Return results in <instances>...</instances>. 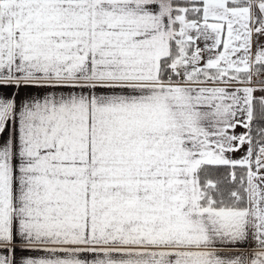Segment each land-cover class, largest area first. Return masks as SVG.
I'll list each match as a JSON object with an SVG mask.
<instances>
[{"label": "snow or ice", "instance_id": "obj_1", "mask_svg": "<svg viewBox=\"0 0 264 264\" xmlns=\"http://www.w3.org/2000/svg\"><path fill=\"white\" fill-rule=\"evenodd\" d=\"M0 264H264V0H0Z\"/></svg>", "mask_w": 264, "mask_h": 264}, {"label": "crops", "instance_id": "obj_2", "mask_svg": "<svg viewBox=\"0 0 264 264\" xmlns=\"http://www.w3.org/2000/svg\"><path fill=\"white\" fill-rule=\"evenodd\" d=\"M199 43H200V47L203 48L204 42H203V41H200ZM236 131H237V132H241V131H243V129L238 127V128L236 129Z\"/></svg>", "mask_w": 264, "mask_h": 264}, {"label": "rangeland", "instance_id": "obj_3", "mask_svg": "<svg viewBox=\"0 0 264 264\" xmlns=\"http://www.w3.org/2000/svg\"><path fill=\"white\" fill-rule=\"evenodd\" d=\"M203 47H204V45H203ZM221 50H222V48H221ZM212 54H215V50L213 51V53H208V52H205V57H207L208 55H212Z\"/></svg>", "mask_w": 264, "mask_h": 264}]
</instances>
